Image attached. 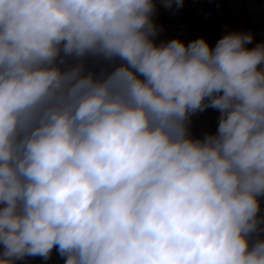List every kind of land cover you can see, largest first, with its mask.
Listing matches in <instances>:
<instances>
[{
  "label": "clouds",
  "instance_id": "1",
  "mask_svg": "<svg viewBox=\"0 0 264 264\" xmlns=\"http://www.w3.org/2000/svg\"><path fill=\"white\" fill-rule=\"evenodd\" d=\"M155 13L0 0V264H264V43L157 44ZM88 55L122 63L86 73ZM208 107L217 132L193 139Z\"/></svg>",
  "mask_w": 264,
  "mask_h": 264
},
{
  "label": "crops",
  "instance_id": "2",
  "mask_svg": "<svg viewBox=\"0 0 264 264\" xmlns=\"http://www.w3.org/2000/svg\"><path fill=\"white\" fill-rule=\"evenodd\" d=\"M156 13L153 21L164 20L168 22L186 23L191 28V41L205 38L210 47L214 48L219 39L230 32H238L245 26L264 24V0H184L179 9L175 4L171 9L165 8L161 0H154ZM259 41H252L246 45L254 48ZM63 55V54H61ZM73 57H67L62 68L79 63ZM85 72H93L97 75L110 74L122 61L118 58L107 61L100 56L88 55L84 58ZM220 112L212 107L203 112L191 114L188 120V134L193 139H203L206 134H216L219 125ZM260 212L264 217V196L258 197ZM258 239H264V223L259 226L257 232L250 236V246ZM3 246L0 245V251ZM15 264H65V258L61 257L56 248L53 249L49 259L39 256H26L17 260Z\"/></svg>",
  "mask_w": 264,
  "mask_h": 264
},
{
  "label": "built area",
  "instance_id": "3",
  "mask_svg": "<svg viewBox=\"0 0 264 264\" xmlns=\"http://www.w3.org/2000/svg\"><path fill=\"white\" fill-rule=\"evenodd\" d=\"M154 23L160 29L158 35L154 38L157 44L167 42L172 39H180L185 44H188L191 35V28L186 23L168 22L164 20H156ZM238 32L251 33L253 36L252 41H259L264 43V24L250 25L239 29Z\"/></svg>",
  "mask_w": 264,
  "mask_h": 264
}]
</instances>
